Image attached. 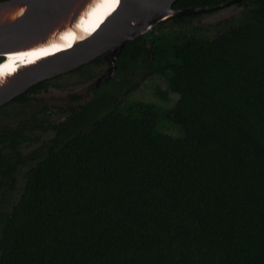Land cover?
<instances>
[{"label":"trees","instance_id":"16d2710c","mask_svg":"<svg viewBox=\"0 0 264 264\" xmlns=\"http://www.w3.org/2000/svg\"><path fill=\"white\" fill-rule=\"evenodd\" d=\"M238 5L214 36L198 12L126 41L121 80L143 69L177 99L118 100L41 151L0 211V264H264V0Z\"/></svg>","mask_w":264,"mask_h":264},{"label":"water","instance_id":"95a60500","mask_svg":"<svg viewBox=\"0 0 264 264\" xmlns=\"http://www.w3.org/2000/svg\"><path fill=\"white\" fill-rule=\"evenodd\" d=\"M106 1H0V55L5 59L36 55L0 75V106L36 83L75 70L100 55L108 67L99 79H108L117 69L116 58L127 40L137 39L170 18L218 10L242 0L183 9L174 7L176 0H120L113 13L96 23Z\"/></svg>","mask_w":264,"mask_h":264},{"label":"flooded vegetation","instance_id":"af4514ba","mask_svg":"<svg viewBox=\"0 0 264 264\" xmlns=\"http://www.w3.org/2000/svg\"><path fill=\"white\" fill-rule=\"evenodd\" d=\"M101 64L108 65L103 55L75 70L40 81L0 106V119L10 118L9 122L18 120L12 125L5 120H0L3 133L9 136L8 141L0 148V165H2L0 166V194L3 193L1 189L9 185L6 180L10 179L4 171L6 166L15 168L13 172L15 177L17 166L27 162L25 158L30 157L29 166H31L37 161L41 151L57 146L64 138L63 134H69L71 129L66 126L68 120L55 121V115L68 114L66 118L70 120L82 114L90 117L94 114L107 113L102 111L103 105L112 103L113 108L117 104L120 84L113 77L99 79L103 73L82 86L70 90H64L57 83L58 79L66 75L86 74L93 65ZM114 73L117 74L116 71ZM77 124L74 129L81 124V121L78 120ZM35 137H39L38 140ZM40 143L43 145L37 148Z\"/></svg>","mask_w":264,"mask_h":264},{"label":"rangeland","instance_id":"374dc122","mask_svg":"<svg viewBox=\"0 0 264 264\" xmlns=\"http://www.w3.org/2000/svg\"><path fill=\"white\" fill-rule=\"evenodd\" d=\"M243 9V6L240 5H231L227 6L218 10H214L212 12H206L202 14L199 17H196L192 19L190 22H187V25H194L197 27H203L205 28L206 33L209 36H214L217 33V30L215 28L210 27L213 24L219 23L221 21H224L226 19L232 18L237 16L241 10ZM165 28H180L181 26L179 24H172V23H166ZM151 30V29H150ZM107 64H101V65H93L91 67V70L88 71L86 74L81 73H71L69 75H66L60 79L57 80V83L62 86L64 90H70L74 89L76 87L82 86L84 83L92 80L93 78H96L100 73H104L107 69ZM145 71L143 69H138L135 74L129 75L127 79H124L127 83L122 81L121 76L119 74H113L112 77L115 79V81H118L120 85H118V100L130 98V99H138L143 101H152L157 102L160 104H163L165 106H171L175 100L178 97V94L176 93H170V100H165L161 97V92L165 91L167 89V82L164 77L157 76V75H149L145 78H143ZM138 84L137 88H134V85L136 83ZM128 88L132 89V92L127 94L126 91ZM113 104H106L103 105L102 111L106 112L109 109H111ZM68 114H57L54 117L55 121L59 120H68L66 126L72 130H74V127L78 123V118L75 119H67ZM96 116H100L102 114H94ZM4 117V116H3ZM9 124H16L18 120H11L10 118L4 117V119ZM28 120V119H27ZM0 121V123H1ZM21 121H24V119H21ZM7 123V124H8ZM171 133H176L175 130L171 129L169 130ZM36 138V137H35ZM39 138V137H38ZM38 138H36L38 140ZM43 145V143H40V145L37 146L40 147ZM26 163L20 164L16 168L15 173V185L12 187L11 185H6L2 190L3 193L0 194V211L3 210H9L12 207V204L15 203L22 192V189L24 187L26 177H27V171L29 169V159L30 157L25 158Z\"/></svg>","mask_w":264,"mask_h":264},{"label":"bare ground","instance_id":"6f19581e","mask_svg":"<svg viewBox=\"0 0 264 264\" xmlns=\"http://www.w3.org/2000/svg\"><path fill=\"white\" fill-rule=\"evenodd\" d=\"M120 3V0H107L104 5L101 6L99 10V15L96 17L95 22L99 23L107 14L113 13V8H117V5ZM88 26V25H87ZM84 33V32H83ZM18 56V55H15ZM11 56L6 58L4 61L0 63V75L8 74L14 71L18 66L19 62L27 63L32 61L35 58V53L31 55V59L24 57L23 55H19L18 57Z\"/></svg>","mask_w":264,"mask_h":264}]
</instances>
